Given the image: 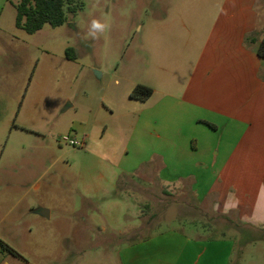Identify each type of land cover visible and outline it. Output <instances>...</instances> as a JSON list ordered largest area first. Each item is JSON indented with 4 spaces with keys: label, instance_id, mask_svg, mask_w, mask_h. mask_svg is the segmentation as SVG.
I'll return each mask as SVG.
<instances>
[{
    "label": "rangeland",
    "instance_id": "rangeland-1",
    "mask_svg": "<svg viewBox=\"0 0 264 264\" xmlns=\"http://www.w3.org/2000/svg\"><path fill=\"white\" fill-rule=\"evenodd\" d=\"M18 1L0 0V95L9 102L10 129L35 128L40 114L52 113L53 127L59 126L61 136L90 138L87 146L78 148L62 143V137L44 140L28 132L1 137L0 166L35 177L23 189L0 190V241L12 250L0 244V264H25L24 257L30 264H114L119 247L131 239L115 237L108 223L102 233L83 221L98 207L88 205L79 193L91 181L89 171L115 166L119 154L133 156L156 140L129 136L134 123L167 94L170 83L180 80V73L167 70L161 30L152 28L163 16L154 9L179 7L180 0H81V10L75 16L67 14L65 25H45L32 35L15 26ZM254 6L264 20V0ZM174 11V18L180 16ZM93 18L110 25L97 40L85 38ZM259 29L264 36L262 22ZM68 49L74 57H67ZM95 71L104 75L98 77ZM137 85L154 90L152 98L131 100ZM221 136L220 131L217 137ZM152 150L160 151V145L155 143L147 154ZM127 160L130 165L139 161ZM38 209L51 211V216H41ZM184 212L171 204L155 225L195 236L200 232L183 227L181 218H189L194 220L189 224L214 227L213 236L235 242L231 264H264V223H227L213 215L183 216ZM128 215L132 216H121L123 223H130ZM98 246L105 252L92 253Z\"/></svg>",
    "mask_w": 264,
    "mask_h": 264
},
{
    "label": "crops",
    "instance_id": "crops-1",
    "mask_svg": "<svg viewBox=\"0 0 264 264\" xmlns=\"http://www.w3.org/2000/svg\"><path fill=\"white\" fill-rule=\"evenodd\" d=\"M256 2L180 0L179 7L154 9L163 15L152 28L162 32L167 70L180 73V80L171 82L167 94L150 106L152 112L134 123L129 137H156L150 148L157 143L161 150L119 154L117 165L89 171L91 181L79 193L98 207L83 221L102 233L108 223L115 237L131 239L119 247L114 264L232 263L235 242L213 236L214 227L189 224L194 220L186 217L183 227L199 234L156 227L171 204L183 207V216L203 213L227 223H264V59L258 55L264 20ZM9 117V102L0 95V141L23 132L44 140L62 137L52 113L40 114L35 128L11 130ZM89 138L83 134L86 146ZM130 157L138 163L128 164ZM34 177L0 166V190L23 189ZM127 213L129 224L121 218ZM98 249L92 253L105 252Z\"/></svg>",
    "mask_w": 264,
    "mask_h": 264
},
{
    "label": "trees",
    "instance_id": "trees-1",
    "mask_svg": "<svg viewBox=\"0 0 264 264\" xmlns=\"http://www.w3.org/2000/svg\"><path fill=\"white\" fill-rule=\"evenodd\" d=\"M15 26L27 34H35L45 25L58 28L68 22L67 14L75 16L82 8L81 0H19L15 5ZM73 51H66L67 57H74ZM258 55L264 59V39L258 49ZM153 95V90L144 85H137L130 93L133 100L145 101ZM212 128L213 125H210ZM1 246L12 252L0 241Z\"/></svg>",
    "mask_w": 264,
    "mask_h": 264
},
{
    "label": "clouds",
    "instance_id": "clouds-1",
    "mask_svg": "<svg viewBox=\"0 0 264 264\" xmlns=\"http://www.w3.org/2000/svg\"><path fill=\"white\" fill-rule=\"evenodd\" d=\"M110 30V25L108 23L102 22L100 19L93 18L90 21L86 39L97 40L100 36Z\"/></svg>",
    "mask_w": 264,
    "mask_h": 264
},
{
    "label": "built area",
    "instance_id": "built-area-1",
    "mask_svg": "<svg viewBox=\"0 0 264 264\" xmlns=\"http://www.w3.org/2000/svg\"><path fill=\"white\" fill-rule=\"evenodd\" d=\"M61 142L78 148H84L86 146L84 140H76L71 138L69 135L62 136Z\"/></svg>",
    "mask_w": 264,
    "mask_h": 264
},
{
    "label": "water",
    "instance_id": "water-1",
    "mask_svg": "<svg viewBox=\"0 0 264 264\" xmlns=\"http://www.w3.org/2000/svg\"><path fill=\"white\" fill-rule=\"evenodd\" d=\"M40 214H41V216H43V217H46V218L49 217V215H48V211H47V210H42V211H40Z\"/></svg>",
    "mask_w": 264,
    "mask_h": 264
}]
</instances>
